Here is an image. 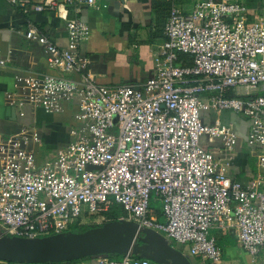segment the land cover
<instances>
[{"label": "built area", "instance_id": "built-area-1", "mask_svg": "<svg viewBox=\"0 0 264 264\" xmlns=\"http://www.w3.org/2000/svg\"><path fill=\"white\" fill-rule=\"evenodd\" d=\"M4 1L29 6L28 0ZM95 1L48 0L33 9L63 15L65 7L79 10ZM257 10L251 19L240 1L199 0L189 13L172 3L154 74L140 86L97 82L80 53L90 29L79 17L68 19L66 48L30 23L26 38L44 47L57 74L24 77L12 104L49 113L69 104L77 109L71 140L42 162L32 149L41 140L37 132L0 136L3 234L58 237L80 224L84 212L102 216L117 205L126 214L121 219L138 226L137 234L162 232L203 263L222 261L215 229L232 231L253 262L264 256V0ZM8 62L0 53V67ZM212 112L248 122L246 143L258 172L245 184L200 143L201 135L218 140L229 158L238 144L232 125L209 122ZM131 249L121 260L103 254L91 264H157L132 256Z\"/></svg>", "mask_w": 264, "mask_h": 264}, {"label": "crops", "instance_id": "crops-1", "mask_svg": "<svg viewBox=\"0 0 264 264\" xmlns=\"http://www.w3.org/2000/svg\"><path fill=\"white\" fill-rule=\"evenodd\" d=\"M28 1L29 6L23 8L0 0V53L9 59L5 67H0V136L8 137L22 130L37 132L41 140L34 144L32 149L38 160L42 162L45 158L42 156V148L46 151H55L71 140L70 133L75 124L73 113L77 107L69 104L61 113H49L42 108L26 105L20 108L12 104V97H17L21 92L24 77L57 74V71L50 69L47 65L44 47L26 38L28 25L31 23L59 47L66 48L68 19L79 17L90 29L88 40L80 45V53L88 58L89 71L97 82L107 86H140L154 74V58L158 54L159 45L166 39L164 30L172 3L189 13L199 0H96L94 5L81 6L79 10L70 6L65 7L63 15L48 9L41 12L33 9L35 5H47L48 0ZM232 1H240L247 5L251 19L260 15L257 7L262 4L263 0ZM18 77L21 79L19 80ZM10 107L15 108V119L12 115H8ZM19 109L24 112L23 116L19 115L21 111ZM223 114L225 116L236 115L235 113ZM248 127L247 122L244 131L245 143ZM216 147L218 149L216 156L224 163L233 180L245 184L256 176L257 161L250 147H248L250 151L246 149L247 152L244 153V148L240 145L235 149L236 151L232 152L230 158L225 153L223 143H218ZM152 206L160 210L158 203H153ZM158 218L164 221L161 213H158ZM101 220L109 221L104 216H100L97 222ZM102 222L85 224V227L88 229L99 227L98 225ZM112 226L109 225V228ZM211 233L218 239L223 251V258L219 264H264L263 255L256 262L252 261L251 256L239 245L232 231L215 229ZM127 234L124 233V236ZM138 234L136 233L137 236ZM1 238H3L2 233ZM164 239L170 241H166L168 246L176 248L171 244L175 241L166 236ZM124 241L129 248L123 251L117 243L115 244L117 246L114 245L111 248L113 251L94 250L93 252L96 254L126 253L132 246H135V241L131 244L125 239ZM186 253L189 254L185 255L189 264H212L211 262L203 263L200 258L191 256L188 247ZM135 254V257L151 259V253L146 248L144 251H135ZM79 263L84 264L83 260ZM0 264L33 263L6 260L0 254ZM63 264L72 263L65 261Z\"/></svg>", "mask_w": 264, "mask_h": 264}, {"label": "water", "instance_id": "water-1", "mask_svg": "<svg viewBox=\"0 0 264 264\" xmlns=\"http://www.w3.org/2000/svg\"><path fill=\"white\" fill-rule=\"evenodd\" d=\"M9 114L12 115V118H16L14 107L8 108V115ZM137 230L138 226L135 225L134 231L128 230L126 232H132L135 234L137 233ZM146 231L148 237L147 239H143L146 243V246L143 247H146L151 253V259L154 262L166 264H189L187 257L168 246L164 238L159 239L156 234L152 233V231L150 233V230ZM113 232L114 231L111 228L91 227L82 233H67L58 237L40 240H25L19 238L9 240L1 238L0 254L6 260L33 264H43L48 262L59 263L69 260H78L94 253L93 251H89V243L97 245L100 242L107 241L108 237L112 236L111 234H113ZM122 233L123 232H114L115 236L119 234L121 236ZM121 243L122 241L118 242L120 245ZM112 247H114V245L109 246V249L107 250L110 251ZM137 250L139 251L141 249L138 248L136 251Z\"/></svg>", "mask_w": 264, "mask_h": 264}, {"label": "rangeland", "instance_id": "rangeland-1", "mask_svg": "<svg viewBox=\"0 0 264 264\" xmlns=\"http://www.w3.org/2000/svg\"><path fill=\"white\" fill-rule=\"evenodd\" d=\"M235 116H233V115L232 116H225L224 114H216V113L212 112L210 114V121L209 122L211 124H214L216 122V120L220 119L221 122H223L224 124L232 125V127L238 131V134H239V137H240V140H239V142L237 144L238 146L235 149H237L240 145H242V147L244 148L243 152L245 153V152H247L246 149H248V151H250V149L248 148L247 144L244 141L245 140L244 131L246 129L247 122L240 115H237L236 114ZM200 143L204 146V148H206L207 150H209L210 152H212V153H214L216 155V153L218 151L216 145H218V143H220V142L218 140H215L213 143H211L209 141V137L207 135H201L200 136ZM41 152H42L43 158L45 156L44 159L50 158V157H52L54 155V151H46L45 148H42L41 149ZM155 209L157 210L158 207H155ZM124 216H126L125 213L122 214V216L119 218V220L109 219V221H103V220H101V222L103 221L102 224L103 225H106V226L113 225L111 229L113 231H116L117 233L123 232L122 235H121V237H123L125 240L129 241L130 242L129 244H131L134 241V239H137L138 238V236L136 235V233L133 234V233L130 232L129 235L128 234L127 235L129 237L132 236V238H131V240H128L127 239L128 236L127 235L124 236V233L126 234L127 233L126 231H128V230L134 231V227H135L136 224L134 222H131V221L126 220V219L125 220H122L121 218L124 217ZM99 219H100V216H96L95 217V216H91V215L87 214L86 212H84L82 214V216L80 217V220L82 222L80 224L79 223H73L70 226V232L69 233H72V232L75 233V232L79 231V229L82 228L83 226H85V224H89V223L99 224V223H101V222H97V220H99ZM98 226L99 227H102L100 225H98ZM103 227H105V226H103ZM85 228H83V229H85ZM146 230H149V229H143L141 231L142 233L140 234L137 243H135V244H137V246L136 245L134 247L132 246V249H131L132 256H135L136 255L135 254V251H136V249H138L139 246H141L139 248V249H141V251H144V249L146 248V247H143V246H146V243L143 241V239H147V237H148V233H147ZM151 231H152V233L156 234L157 238H159V239H162V238L165 237L164 236V233H162V232H159V231H156V230H150L149 233ZM1 233H2L3 238L9 239V240L15 239L14 237L4 235L3 234V231L0 229V234ZM114 238H115L114 239L115 242H117V243L120 242V241H122V243L120 245V249L122 251L124 249H126V248L127 249L129 248V246L126 244V242L124 241V239H121L118 236H115ZM166 241H168V240H166ZM168 242H170V241H168ZM171 244L174 245V247H176L175 248L176 251H178L180 253L183 252V254L186 255V256L189 255V254L186 253L188 246H181V245L175 244V242H173ZM107 249H109V247ZM100 251L101 250H99V252ZM102 251H104V250H102ZM110 251H113V250H110ZM125 254L126 253H124V252L123 253L117 252V254H108L107 256H109L113 260H121L124 257ZM100 255H103V254L102 253L90 254V255H88V256L80 259V261L83 260L84 264H88V263L91 264L92 258L95 257V256H100ZM222 258H223V256H222ZM159 264H166V263H159Z\"/></svg>", "mask_w": 264, "mask_h": 264}, {"label": "trees", "instance_id": "trees-1", "mask_svg": "<svg viewBox=\"0 0 264 264\" xmlns=\"http://www.w3.org/2000/svg\"><path fill=\"white\" fill-rule=\"evenodd\" d=\"M179 57L183 60L184 64L185 65H190L191 64V57L189 55H185V54H180ZM74 126V125H73ZM153 205V203H152ZM124 210L120 207V206H117V205H113L108 211L104 212L102 214V216H104L105 219H116V220H119V218L122 216V214H124ZM85 228V226L82 227V229ZM87 229V228H85ZM83 229V230H85ZM82 230V231H83ZM142 232H140L138 234V238L140 236ZM132 236H128V240H131ZM138 238L137 240L135 241V243H137L138 241ZM217 243L218 245L220 246L219 244V241L217 239ZM137 246V244H135ZM140 247V246H139ZM221 247V246H220ZM145 258H148L151 262H154L152 259H150L149 257H145ZM72 264H80L79 260H69ZM44 264V263H43ZM45 264H63V262H59V263H51V262H48V263H45Z\"/></svg>", "mask_w": 264, "mask_h": 264}, {"label": "flooded vegetation", "instance_id": "flooded-vegetation-1", "mask_svg": "<svg viewBox=\"0 0 264 264\" xmlns=\"http://www.w3.org/2000/svg\"><path fill=\"white\" fill-rule=\"evenodd\" d=\"M100 226H102V227L105 226L106 228H109V226H106V225H103V224L100 225ZM82 230L83 229L80 228L79 231H77L75 233H82V232H85L86 231V229L83 230V231ZM111 235L112 236L108 237V240L107 241L100 242L101 244L98 243L96 245V244L89 243V251H94V250H101V251L104 250V251H106L109 246L117 244V242H115V240H114L115 239L114 238V236H115L114 232ZM117 236L121 237L120 234L117 235Z\"/></svg>", "mask_w": 264, "mask_h": 264}]
</instances>
